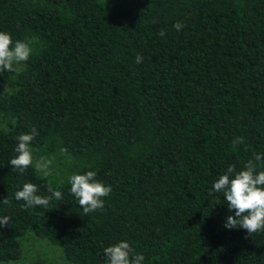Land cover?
<instances>
[{"label":"trees","instance_id":"obj_1","mask_svg":"<svg viewBox=\"0 0 264 264\" xmlns=\"http://www.w3.org/2000/svg\"><path fill=\"white\" fill-rule=\"evenodd\" d=\"M0 31L33 49L0 73V264L30 228L71 264H106L122 240L143 264H264V232L226 228L234 210L212 190L264 155V0H0ZM33 128L20 173L10 160ZM87 171L112 191L84 216L69 177ZM25 183L63 199L25 208Z\"/></svg>","mask_w":264,"mask_h":264},{"label":"clouds","instance_id":"obj_2","mask_svg":"<svg viewBox=\"0 0 264 264\" xmlns=\"http://www.w3.org/2000/svg\"><path fill=\"white\" fill-rule=\"evenodd\" d=\"M177 31L182 30L184 25L177 21L174 24ZM160 36L165 32L161 30ZM30 41L17 40L13 42L10 33L0 31V73L4 71L16 72L22 62L29 60L32 54ZM136 63L143 61V56H136ZM38 132L33 128L28 133H22L17 137L18 144L15 149L16 155L10 160L14 169L23 173L28 167L33 165L34 158L31 142ZM234 140L233 143L238 142ZM61 153L67 152V149L61 148ZM264 160V155H257L253 160H249L243 170L237 171L235 165H229L226 172L219 176L214 182L213 191L222 193L226 198L229 210H234L233 215H229L225 222L228 229L243 228L249 236L264 232V170L257 171L258 162ZM52 164L51 159L41 158L36 161L35 168L47 177L49 167ZM95 171H87L83 174H73L69 177L70 192L76 197L79 206L83 209V215L95 212L104 207V197H107L111 191V186L96 180ZM48 196L38 195V187L33 183H25L22 189L16 191L15 199L23 200V207L30 208L35 206L48 207L52 199L60 201L63 199L62 192L53 190L51 184H48ZM7 204L8 199L0 201ZM10 217H0V227L9 226ZM104 255L107 258L106 264H143V254L135 253L130 243L122 240L114 245L104 249Z\"/></svg>","mask_w":264,"mask_h":264},{"label":"rangeland","instance_id":"obj_3","mask_svg":"<svg viewBox=\"0 0 264 264\" xmlns=\"http://www.w3.org/2000/svg\"><path fill=\"white\" fill-rule=\"evenodd\" d=\"M22 66L21 63L19 68ZM18 238L23 246V256L17 261L2 264H71L60 246L39 237L33 228L21 231Z\"/></svg>","mask_w":264,"mask_h":264}]
</instances>
